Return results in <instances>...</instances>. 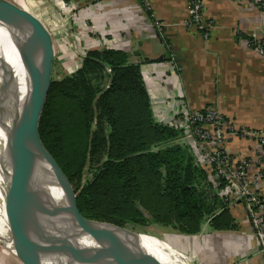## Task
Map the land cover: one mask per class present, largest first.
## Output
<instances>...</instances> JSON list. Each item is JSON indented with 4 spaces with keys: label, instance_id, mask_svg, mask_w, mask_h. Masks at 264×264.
Segmentation results:
<instances>
[{
    "label": "trees",
    "instance_id": "1",
    "mask_svg": "<svg viewBox=\"0 0 264 264\" xmlns=\"http://www.w3.org/2000/svg\"><path fill=\"white\" fill-rule=\"evenodd\" d=\"M39 137L37 186L60 204L61 182L75 184L64 202L74 214L185 234L206 221L214 230L239 227L181 133L155 118L141 65L123 50L90 47L75 72L48 83ZM86 170L92 176L82 183Z\"/></svg>",
    "mask_w": 264,
    "mask_h": 264
},
{
    "label": "crops",
    "instance_id": "2",
    "mask_svg": "<svg viewBox=\"0 0 264 264\" xmlns=\"http://www.w3.org/2000/svg\"><path fill=\"white\" fill-rule=\"evenodd\" d=\"M188 1L67 3L85 34L86 47L120 49L129 54L131 62L140 63L154 115L166 97L175 95L189 107L210 103L238 125L264 129V57L238 33L241 30L249 35L258 27L264 36V9L243 0H204L205 18L213 19L216 25L206 36L196 27L183 25L188 18ZM172 57L177 67L169 65ZM229 147L236 153H255L256 143L232 140ZM261 194L264 197V186ZM230 209L239 225L236 230H214L209 222H204L210 228L206 234L204 223L196 234L171 227L169 242L195 262L197 259L196 264H264L243 202H234ZM87 241L86 246L92 243L90 249L99 252L128 245L111 234L90 230Z\"/></svg>",
    "mask_w": 264,
    "mask_h": 264
},
{
    "label": "water",
    "instance_id": "3",
    "mask_svg": "<svg viewBox=\"0 0 264 264\" xmlns=\"http://www.w3.org/2000/svg\"><path fill=\"white\" fill-rule=\"evenodd\" d=\"M16 2L20 9L21 27L16 43L12 42L20 53L30 26L31 11L24 6L26 4L24 0ZM43 27L50 39L47 29L44 25ZM35 44L37 45L32 51L40 46L43 57L39 62H33L30 57L31 51L29 61L39 68L46 58L47 51L42 41L37 40ZM49 47L52 49L51 40ZM52 56L53 51L45 61L46 75L41 78L36 102L32 106L29 99L31 84L27 82L26 87L21 88L14 68L0 47V132L6 136L5 142L4 138L0 137V164L5 165L4 172L8 176V185L12 190L10 195H6L5 203L15 209L21 218L37 231L38 238L34 241L43 247L45 256L51 259L53 264H111L108 255L97 253L84 244L74 229L78 225L87 226L93 232L118 234L127 240L137 242L146 264H172L150 253L144 247L143 238L151 237L147 233L74 214L65 208L64 202L74 199L76 193L66 195L65 200L59 204L49 200L38 188L36 174L42 150L39 122L44 91L52 80L50 77ZM69 185L70 182L62 181L60 188L65 190ZM108 253L113 254V249H109ZM20 258L25 262L24 254L20 255ZM120 259L119 261L127 263L126 257Z\"/></svg>",
    "mask_w": 264,
    "mask_h": 264
},
{
    "label": "built area",
    "instance_id": "4",
    "mask_svg": "<svg viewBox=\"0 0 264 264\" xmlns=\"http://www.w3.org/2000/svg\"><path fill=\"white\" fill-rule=\"evenodd\" d=\"M243 1L264 9V0ZM183 25L196 27L206 36L216 26L213 19L205 18L204 0L188 1V18ZM257 28L249 33L250 38L243 40L264 57V36ZM238 33L243 34V31L238 30ZM169 65L177 67L173 57ZM154 116L181 133V142L190 146L196 163L209 174L221 199L229 206L236 201L243 202L258 240L259 253L264 254V197L261 194L264 186V129L238 125L210 103L200 108L189 107L175 95L171 99L166 97ZM232 140L255 142V153L234 152L229 147Z\"/></svg>",
    "mask_w": 264,
    "mask_h": 264
},
{
    "label": "bare ground",
    "instance_id": "5",
    "mask_svg": "<svg viewBox=\"0 0 264 264\" xmlns=\"http://www.w3.org/2000/svg\"><path fill=\"white\" fill-rule=\"evenodd\" d=\"M21 2L22 0H15ZM26 4L24 6L30 10V3L28 0H24ZM31 11V10H30ZM30 16V26L27 31L25 42L20 53L17 52L12 39L7 35V33L0 27V47L3 48V53L7 57L8 61L14 68L16 76L19 78L21 83V88L26 87L27 82L31 84V91L29 94V99L31 105L34 106L36 102V96L38 92V86L41 82V78L46 75L45 61L49 59L52 54V49L49 47L50 39L48 34L43 29V22L40 18L36 16ZM45 20V19H44ZM43 27V28H42ZM43 29V30H42ZM37 40L42 41L45 44V49L47 51L46 58L44 59L41 67H35L29 61V53L35 48ZM45 51V52H46ZM0 137L6 139L5 134L0 132ZM5 165L0 164V264H3V260L7 257H18L21 261L20 255L25 256V262L23 264L33 263V264H53L51 259L45 256L43 247L34 241L38 238L37 231L29 226L19 215V213L8 206L5 203L6 195H10L12 192L8 185V176L4 172ZM81 228H87L90 232H93L89 227L84 225L75 226L74 229L81 237V240L85 244L84 236ZM99 233V232H95ZM105 234V233H100ZM118 238V241L128 245L113 249V254H109L108 251H95L103 255L109 256V261L111 264H146L143 258V252L139 245L135 241L127 240L118 234H111ZM162 242L154 239V237H144L143 245L157 257L166 260L172 264H196L192 256L187 255L184 251L166 244L162 246L158 244ZM86 245V244H85ZM121 257L127 258V263L119 261ZM123 259V258H122ZM121 260V259H120ZM124 260V259H123ZM3 261V262H2Z\"/></svg>",
    "mask_w": 264,
    "mask_h": 264
},
{
    "label": "rangeland",
    "instance_id": "6",
    "mask_svg": "<svg viewBox=\"0 0 264 264\" xmlns=\"http://www.w3.org/2000/svg\"><path fill=\"white\" fill-rule=\"evenodd\" d=\"M28 1L30 3L31 13L41 19L50 36L53 51L50 77L52 79H61L65 75L72 74L81 66L80 60L87 47L86 42L84 43L82 39V36L85 34L84 32H81V27L78 26L77 21L73 19L71 6H69L67 0ZM78 9L79 6L76 11H78ZM0 27L7 33L12 41L16 43L21 22L20 9L15 0H0ZM89 48L90 47L87 49ZM30 57L33 62H39L42 59L43 53L40 46L31 52ZM91 176L92 173L89 170H86L83 175L82 183L90 179ZM72 192L76 193V185L70 183L68 188L61 191L62 199L65 200L66 195ZM205 225L208 224L204 223V226ZM241 226L243 227L242 223ZM127 227L138 232L147 233L154 237V239L171 245L169 242V235L172 228L170 226L153 223L145 227ZM81 230L82 233H84L86 244V242H88L87 239H89V229L81 228ZM241 230H243V228H241ZM203 231L204 234L209 233L210 228L205 226ZM87 244V247H93L92 243H90L91 247L89 243ZM1 249L2 248L0 247V251ZM195 260L197 263V259ZM3 261V264H23L18 257L13 256L7 257Z\"/></svg>",
    "mask_w": 264,
    "mask_h": 264
}]
</instances>
